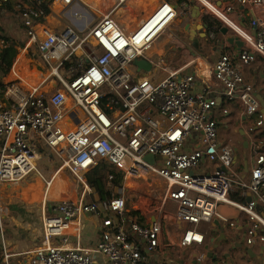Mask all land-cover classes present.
Returning <instances> with one entry per match:
<instances>
[{
    "label": "built area",
    "instance_id": "2783aa9c",
    "mask_svg": "<svg viewBox=\"0 0 264 264\" xmlns=\"http://www.w3.org/2000/svg\"><path fill=\"white\" fill-rule=\"evenodd\" d=\"M34 1L23 0L18 5L27 29L23 47L37 52L45 73L32 90L5 84V98L15 100L0 106V185L35 173L46 186L43 239L28 252L29 263L153 264L166 235V204L176 206L174 221L183 227L179 242L183 248L208 241L220 203L236 207L249 221L244 244L264 247V152L253 150L250 180L237 181L232 175L235 148L222 143L213 113L218 101L197 90L195 75L177 71L155 82L151 77L136 78L132 71L137 60L153 64L149 52L174 23L177 8L161 2L130 34L117 14L126 0H118L94 27L82 31L68 26L54 32L46 27L49 15L31 8ZM55 1L61 3L62 13L81 18L77 8L94 0ZM188 2L183 0L180 5L187 8ZM237 2L250 9L253 34H240L244 48L234 55L221 54L214 70L225 100L238 98L246 113L256 117L247 131L251 136L264 126V114L254 88L233 62L249 65L258 56L264 57V0ZM174 42L182 51L186 49L180 39ZM202 136L204 146L196 148ZM54 156L60 166L52 179L45 180L38 166L53 161ZM102 161L123 177L122 187H113V176L109 177L105 199L90 197V201L86 191L75 198L57 199L50 194L61 172L69 170L79 176ZM206 162L215 163V168L208 173L198 170ZM142 187L151 193V208L137 207V196L146 193ZM127 189L137 191L132 204L135 210L159 212L162 219L141 223L131 218ZM236 189L241 193L231 200ZM96 215L102 217L104 231L96 245L83 247V231ZM237 224L227 222L231 229ZM3 229L0 207L2 244ZM3 258L5 264H12L10 255Z\"/></svg>",
    "mask_w": 264,
    "mask_h": 264
},
{
    "label": "crops",
    "instance_id": "0c3cea01",
    "mask_svg": "<svg viewBox=\"0 0 264 264\" xmlns=\"http://www.w3.org/2000/svg\"><path fill=\"white\" fill-rule=\"evenodd\" d=\"M130 1L131 0H126L122 4L121 8H123L124 12L119 17L120 25H123L126 32L130 34L147 20H145V18L148 15V17H150L156 11L161 2H166V0H158V5L155 10L151 5H143L134 11L132 17L130 14H132L133 9L128 6ZM117 2L118 0H94L88 5H80L77 10L80 12L81 18H77L73 15H69L68 11L62 13L61 3L59 1H54L46 25H48V29L54 32L63 31L68 26L86 31L94 27L99 22L100 18L108 12L112 6L117 4ZM186 5L187 8L181 6L180 3L175 5L178 12L177 18L165 34L153 45L149 52L153 61V64H151L152 69L153 67H158L155 73L165 74L162 79L177 71L193 73L196 77L197 90L204 91L210 98L218 101V106L214 109L213 113L220 126L221 141L224 145L233 143L234 140H237L238 143L234 147L236 151V163L233 166L232 175L237 181L247 183L250 180L248 167L253 160V150L258 149L259 152H264V126L257 129L256 133L251 136L247 134L248 128L254 124L256 117L246 113L238 98L232 101L225 100L223 94L224 88L215 78L214 66L221 54L234 55L244 48L243 40L239 37L240 34L242 36L245 34H253L254 28L251 26L250 9L247 6L238 4L237 0H202V3L189 0ZM105 6L109 8L104 11L103 7ZM230 7L232 10L228 11ZM206 16L209 17L208 22L205 21ZM12 17L16 16L8 15L5 21L11 20ZM213 19L219 21L222 28L227 26L229 31L223 33L221 31L222 28L218 29L212 27V29L207 27L208 23H213ZM63 20L67 22V25H64ZM42 27L45 26L42 25ZM14 37L16 39V44L19 45L23 37L25 38V34L15 30ZM174 38H178L185 43L186 49L184 51L175 44ZM236 39L239 40V43H237ZM20 48L22 49L18 50L17 59L10 73L4 78V83L26 86L27 89L32 90V87L23 84L24 79H13L12 73L14 69L16 66H23L24 71L28 68L33 70L35 66V71L39 73V78L43 77L45 69L39 55L34 49L23 46ZM28 51H30V53H28ZM24 54L30 55L32 59L21 64L20 58ZM233 65L235 69L242 74L246 83L254 88L257 98L261 96L264 101V57L258 56L256 61L249 65H243L238 61H234ZM132 71L136 78L151 77L154 79V74H142L150 72L143 70L139 71V68L136 66L132 68ZM14 100L15 99L10 96L7 99L8 105L14 104ZM5 105L7 104L3 102V99H0V106ZM225 110L228 111L227 114H224ZM221 129L223 132H225V129H229L226 140L222 138ZM240 144L244 146L242 151H238L239 149L237 148ZM198 145V148L204 146L203 136L200 142H198ZM9 183L12 182L8 181L3 184ZM3 184L0 185L1 189ZM141 191L147 192L148 189L142 187ZM261 192L264 193V189H262ZM240 193L241 190L236 189L231 195V200H235ZM147 210L138 211L136 209L137 213L135 215H130V213L129 215L131 218H135L141 223H153L160 218L162 219V215L159 212L149 214ZM258 210L261 211L259 201ZM176 213L177 209L173 216L168 211L169 216L165 222L166 235L162 246L156 251L153 264H194L197 259L195 258L196 256L202 264H215L213 259H208V255L211 249H215V242L223 243L225 237L231 238L234 243L225 248L227 258L222 264H264V247L261 245L247 246L244 244V239L248 233L250 223L247 219L243 218V215L236 228L231 229L227 224L226 228H217L214 227L213 224L211 235L203 246L193 245L183 248L179 243L183 233V227L175 223L174 217ZM15 214L19 215L23 213L16 208ZM102 223V217L97 215L89 219V223L82 235L83 247L94 246L100 240L101 232L104 231ZM3 233L5 239L3 244L0 234V264H5L4 255H10L9 261H11L12 264H30L28 252L40 245L43 239L42 217L41 231L38 234V236L41 235L39 241L26 238L22 242L6 234L4 229ZM22 243H25L27 246H23ZM75 244L76 242L73 241L72 245ZM168 244L171 246L167 247ZM207 248L209 249L207 250ZM238 259L239 261H237Z\"/></svg>",
    "mask_w": 264,
    "mask_h": 264
},
{
    "label": "bare ground",
    "instance_id": "6f19581e",
    "mask_svg": "<svg viewBox=\"0 0 264 264\" xmlns=\"http://www.w3.org/2000/svg\"><path fill=\"white\" fill-rule=\"evenodd\" d=\"M143 5H151L155 10L158 5V0H134L130 2L128 6L133 9L130 15L133 17L134 11ZM123 12V8L117 10L118 15H121ZM31 59L30 55L24 54L20 58V63L23 64ZM12 77L17 80L24 79L23 84L29 85L32 88L38 87L41 83L37 71L29 68L24 71L23 66H16ZM41 184L42 179L35 174L28 175L20 181L3 184L0 196L3 227L6 234L12 236L15 240L23 242L26 238H32L38 235L41 231L39 215L44 200ZM16 208L21 210L23 214L16 215Z\"/></svg>",
    "mask_w": 264,
    "mask_h": 264
},
{
    "label": "trees",
    "instance_id": "16d2710c",
    "mask_svg": "<svg viewBox=\"0 0 264 264\" xmlns=\"http://www.w3.org/2000/svg\"><path fill=\"white\" fill-rule=\"evenodd\" d=\"M23 0H0V98L5 99L6 86L4 78L10 73L11 66L15 62V57L18 54V49L22 47L27 40L26 27L24 20L22 19V11L18 8V5ZM55 0H36L31 3V8L35 10H42L46 15L51 14V6ZM183 0H166V2L173 6L181 3ZM26 5L29 1H25ZM8 15H13L11 20H6ZM20 18V19H19ZM213 23L207 25V27L222 28L219 21L213 19ZM45 21V20H43ZM205 21H209V17L206 16ZM213 29V28H212ZM15 30L25 34V38L20 41L21 44H16L14 37ZM113 176V187L123 186L122 174L108 162H100L87 177L88 187L91 190L92 198L95 200H103L108 196L107 184L109 177ZM235 198V197H233ZM135 214V213H133Z\"/></svg>",
    "mask_w": 264,
    "mask_h": 264
},
{
    "label": "rangeland",
    "instance_id": "374dc122",
    "mask_svg": "<svg viewBox=\"0 0 264 264\" xmlns=\"http://www.w3.org/2000/svg\"><path fill=\"white\" fill-rule=\"evenodd\" d=\"M97 1H101V0H97ZM132 1H134V0H131L130 2H132ZM103 8H104V11H105L109 7L105 6ZM66 12H63V13H66ZM147 17L145 18V20L147 19ZM63 23H64V25H67V22L65 20H63ZM46 27L48 28V25H46ZM225 27H227V26H225ZM20 49H22V48H19L18 50H20ZM28 52L30 53V51H28ZM17 56H18V54H17ZM17 56L15 57V61L17 59ZM29 65L31 66V63L30 62H29ZM156 68H158V67H153V69H151L150 73H142V74H150V75L151 74H154V81L155 82H160V81L163 80L162 78H163V76L165 74H163V73L156 74L155 73L156 70H157ZM29 69H31V68H29ZM33 70H36L35 69V66H34V69ZM3 102H5L7 104L5 106H8V102H7V99L6 98L3 99ZM221 132H222V138H223V140H226L227 139L226 138V135L229 133V129H225V132H223L222 129H221ZM231 144H232V146L235 147L238 144L237 143V140H234L233 143H231ZM198 146H199L198 144L195 145L196 148H198ZM237 148L239 149L238 151H242V149H244V146L242 144H240L239 146H237ZM250 148H251V146H250ZM250 152H251V149H250ZM247 158H248V156H247ZM242 159H244V158H242ZM60 163L61 162H60L59 158L57 156H54L53 161L41 163L38 166V169H39L40 173L42 174V176H43V178L45 180H50V179H52L54 177L55 172L57 171V169L60 166ZM215 166H216V164L215 163H212V162H206L204 164L201 163L199 165V167H198V170H202V172L208 173L210 171V169L214 168ZM91 171L92 170L87 171V173H80L79 176H76V175L72 174L69 170H65V171L61 172L54 179V181H53V187H52V190H51V193L50 194L52 196H54V197L59 198V199L66 198V197L75 198V197L83 194V192L86 191V199L92 201L93 198H92V195H91V190L89 189L88 183H87V177H88V175H90ZM136 181H139V180H136ZM134 185H135V187H138L139 186L138 184H135V183H134ZM40 186H41L42 192L44 193V198H45V196H46V192H45L46 186L44 185L43 180H42V184ZM34 188H36V187H34ZM41 189H40V191H41ZM126 192H127L128 209L130 210V215H135L137 213V211L135 210V206H133L132 204L136 200L137 191H135V189H127ZM0 196H1V194H0ZM137 197H138V206H137L138 208H141V209L151 208L153 206V204H154V201H152V199H151V193H147V192L146 193H141V195H139ZM155 204L161 205L159 202H156ZM42 209H43V203H42V206H41V211H40L41 213L39 215V217H40L39 218L40 228H41V214H42ZM166 209L173 216L175 214V211H176V206L173 205V204H169V205L166 204ZM133 213H135V214H133ZM40 237H41V235L40 236L36 235V236H34V237L30 238V239L31 240H35V241H37V240L39 241L40 240ZM22 245L23 246H27L25 243H22Z\"/></svg>",
    "mask_w": 264,
    "mask_h": 264
},
{
    "label": "water",
    "instance_id": "95a60500",
    "mask_svg": "<svg viewBox=\"0 0 264 264\" xmlns=\"http://www.w3.org/2000/svg\"><path fill=\"white\" fill-rule=\"evenodd\" d=\"M221 31L223 33H227L229 31V29L227 27L222 28ZM237 43H239V40L236 39ZM135 66L139 68V71L143 70L146 72H150L152 69V65L144 60H137L134 62ZM259 101L261 103V112L264 114V101L262 100L261 96H259ZM149 161H152L151 157H148ZM216 218L214 220V227L217 228H226V224L229 221H235V222H240V218H241V212L239 209H237L236 207L230 205V204H218L217 208H216ZM224 231V230H223ZM223 243L220 242H215V249H211L210 250V254L208 255V259H213V261L215 262V264H222V262L227 258L226 255V247L227 246H231L234 242L232 241L231 238H227L225 237ZM209 248H207L208 250ZM195 258L196 261L194 264H202L201 261L198 259V257L196 256ZM239 261V259L237 260Z\"/></svg>",
    "mask_w": 264,
    "mask_h": 264
}]
</instances>
